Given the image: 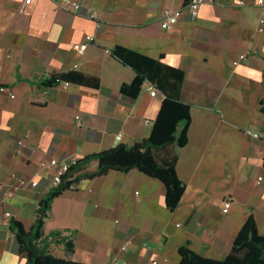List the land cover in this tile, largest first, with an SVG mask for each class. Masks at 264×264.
<instances>
[{"label": "crops", "instance_id": "1", "mask_svg": "<svg viewBox=\"0 0 264 264\" xmlns=\"http://www.w3.org/2000/svg\"><path fill=\"white\" fill-rule=\"evenodd\" d=\"M64 1L0 0V85L15 95L0 92V264H27L13 222L31 230L40 201L54 187L53 171L41 169L42 161L81 159L150 136L164 94L150 80L136 96L123 94L137 73L113 55L117 47L185 74L180 99L191 106L189 143L167 152L179 157L186 191L171 212L166 186L138 170L82 180L53 201L45 222V235L72 238L75 252L67 256L53 242L52 253L88 264H180L186 245L224 260L250 215L264 235L258 0H203L197 19L184 17L172 30L161 25L164 11L186 9L190 0H73L78 11L62 9ZM242 54L247 60L235 66ZM54 76L60 83L45 85ZM12 174L39 185L11 194ZM228 196L234 200L224 213Z\"/></svg>", "mask_w": 264, "mask_h": 264}, {"label": "trees", "instance_id": "2", "mask_svg": "<svg viewBox=\"0 0 264 264\" xmlns=\"http://www.w3.org/2000/svg\"><path fill=\"white\" fill-rule=\"evenodd\" d=\"M113 55L122 63L134 68L137 73L131 84L122 86L123 94L136 96L147 80L155 83L164 94L151 134L133 146L120 144L79 159L63 176L62 182L54 186L40 201L31 230L27 231L20 222H13L19 251L27 258V264H88L61 258L52 253L51 244L54 242L64 245L67 256L74 254L76 246L72 238L63 236L59 231L45 235V222L53 201L82 180L101 177L111 171L128 173L138 170L160 180L166 186V206L171 212L178 208L184 196L186 184L177 172L179 157L167 152L172 145L184 148L189 143L191 106L180 99L184 72L123 47H117ZM60 81L59 77L54 76L45 80V85H55ZM262 111L264 112V100ZM93 162L97 163V167L90 169ZM179 255L180 264H264V235L259 233L255 217L250 215L236 236L230 254L224 260L205 258L189 245L182 246Z\"/></svg>", "mask_w": 264, "mask_h": 264}, {"label": "built area", "instance_id": "3", "mask_svg": "<svg viewBox=\"0 0 264 264\" xmlns=\"http://www.w3.org/2000/svg\"><path fill=\"white\" fill-rule=\"evenodd\" d=\"M26 1H34V0H26ZM202 3H203V0H190L186 9H166L164 11L163 19L161 21L162 27L165 30H172V29H174L176 24L180 20H182L184 17H188L191 20L197 19ZM241 4H244V3L241 2ZM257 5L263 9V15H264V0H258ZM60 6L64 10H73V11H78L81 8V5L79 3L73 1V0H66V1L62 2ZM90 16L93 18V17H95V14L92 13ZM261 22L264 23V18H262ZM87 41L88 42L94 41V37L88 36ZM86 47H87V44H84V45L78 47V51L81 55L84 54ZM246 60H247V55L242 54L239 57V59L234 62V65L238 66L240 63H242ZM69 85H70L69 83H65L66 88L69 87ZM0 92L7 93L11 98H15V95H14L12 89L6 85L0 86ZM151 95L153 97L158 95V92L154 87L151 88ZM77 118H80V117H77ZM246 132L249 135L253 136L255 139H260V135L258 133L253 132L250 129L246 130ZM19 143L23 144L22 141H20ZM263 151H264V149H263ZM78 160L79 159L76 157H72L69 159L53 158L49 161H42L40 163V168L43 170H52L53 171V174L51 176L52 183L54 186H58L62 182L63 176L69 171V169L73 165H75L77 163ZM12 178L15 180V184H14V187H13L11 194H13L14 192H18L22 189L31 188V187L35 188L39 185L38 181L30 180V179L25 178V177H20L17 174H12ZM233 200L234 199L232 196H228L224 200V209H223L224 213H228L230 211ZM5 215L7 218L11 217L10 212H6ZM128 245H129V243H126V245H124L121 248V250L126 251L128 248ZM154 264H157V261H155Z\"/></svg>", "mask_w": 264, "mask_h": 264}]
</instances>
